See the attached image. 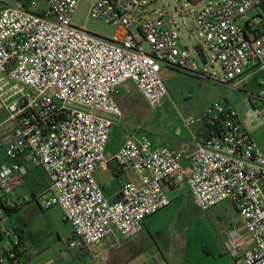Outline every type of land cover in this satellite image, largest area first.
I'll list each match as a JSON object with an SVG mask.
<instances>
[{"label":"built area","instance_id":"2783aa9c","mask_svg":"<svg viewBox=\"0 0 264 264\" xmlns=\"http://www.w3.org/2000/svg\"><path fill=\"white\" fill-rule=\"evenodd\" d=\"M77 1L19 0V7L0 10V82L8 78L20 86L12 101L0 86V151L10 160L0 167V264L22 252L20 230L1 224L4 207L31 201L14 193L34 168L50 181L37 198L40 207H60L73 226L70 252L112 235L137 236L148 218L171 205L168 190L187 187L203 211L231 201L242 223L227 232V253L237 264H264V152L228 104L184 121L188 128L209 124L194 147L128 137L113 159L123 175L134 177L128 176L116 199L107 198L96 178L110 162L111 132L123 117L116 94L129 81L151 108L168 95L164 69L234 87L255 79L264 96V31L248 19L264 0H216L197 14L221 77L203 71L181 45L171 16L146 20L136 15L140 0H97L91 16L118 27L116 37L106 39L72 24ZM40 2L46 11L30 9Z\"/></svg>","mask_w":264,"mask_h":264},{"label":"rangeland","instance_id":"374dc122","mask_svg":"<svg viewBox=\"0 0 264 264\" xmlns=\"http://www.w3.org/2000/svg\"><path fill=\"white\" fill-rule=\"evenodd\" d=\"M191 1L194 0H140L143 9L137 11L136 15L144 16L143 19L146 20L164 15L171 16L181 30V45L189 48L203 71L221 77L222 68L208 52L203 34L196 22L197 14L216 0H201L197 5H192ZM96 2L97 0H78L71 22L100 37L114 39L118 34V27L91 16L92 7ZM0 4L6 7L20 6L19 0H0ZM47 8L43 2L30 7L35 12H44ZM248 19L254 20L261 31H264V4L251 10ZM246 22L247 19L240 21L242 25ZM131 31L135 34L136 27L132 26ZM144 46L147 47L145 43ZM197 46L203 48L204 54L198 51ZM162 76L168 95L156 108L148 106L130 81L116 95L123 111L120 124L115 127V131L120 132L119 138H123L124 135L136 136L140 140L157 144L190 140L195 136L196 125L186 127L184 123L186 119L199 117L212 105L228 104L248 125L252 137L264 149V96L257 80H248L247 84L242 83L234 87L183 71L164 69ZM2 85L4 87L2 92L8 91L5 98L11 97L10 101L15 100L17 97L14 94L20 86L14 88L15 83L8 78L0 82V86ZM104 176L111 179L112 173L106 172ZM117 185L116 181L113 182V187ZM21 191L27 192L24 187ZM168 195L171 198V205L146 220L147 229L143 233V244L152 246L149 250L154 249L157 259L161 258L160 252L168 257L174 256V264L182 262L185 257L186 264L201 263L208 258V250L216 254L221 236L228 224L240 217L233 203L226 201L203 211L187 193L180 194L173 190L168 191ZM61 211L60 208H54L34 219L42 230V233L40 232L42 247L36 249L39 251L33 250L35 263H43L57 257H75L77 264H98L92 255L83 259L75 256V251L67 250L65 243L71 238L74 230L71 223L65 222L64 213ZM20 218V213L6 215L2 227L17 228ZM136 258H138L136 263L147 262V254H138Z\"/></svg>","mask_w":264,"mask_h":264},{"label":"crops","instance_id":"0c3cea01","mask_svg":"<svg viewBox=\"0 0 264 264\" xmlns=\"http://www.w3.org/2000/svg\"><path fill=\"white\" fill-rule=\"evenodd\" d=\"M0 7H2L1 4ZM243 84H247V82ZM134 86L136 87L135 84ZM124 87H126V84L123 85L121 89H123ZM121 89L119 90V92L121 91ZM119 92L117 94H119ZM120 120L121 118L116 119L117 122L115 123L112 129L110 142L106 150V155L110 160V162L106 167L100 168L96 172V178L99 184L104 188L107 198L110 200H114L119 196L121 187L127 181L128 176L131 178L134 177L133 173L128 176L123 175L113 159L114 155L122 147L126 139L130 137L126 135H124L123 138L118 137V134H120V132L115 131V127L119 126ZM204 133H205L204 125L202 123H199L196 125L195 136L194 138H191L192 140L191 139L178 140L166 144H169L173 148H178L182 146L183 143H189L194 147L195 140H202L205 138ZM261 149L264 152V149L262 147ZM8 162H10V160L6 157L3 151H0V167ZM184 166H188L187 160L185 161ZM106 172L112 173L111 179H107L104 176ZM115 181L117 182L118 185L113 187V182ZM49 183L50 181L47 175L45 174V172L40 168H34L27 175L25 182L15 191L14 193L15 199L22 196H27L31 198V201H29L25 205L20 206L17 210H15L10 214V215L12 214L16 215L18 213L21 214V218L18 221L17 228L20 230V232L23 233L22 235L20 234L22 252L18 253L13 261L7 258L6 261L1 264H77L75 257H68V258L57 257L55 259H51L43 263L41 262L35 263L34 261L33 257L35 256V253H33V250L42 247V242L40 237L42 230L40 226L35 223L34 219H37L39 214L42 213L44 214L45 212L51 211L54 208H60V207H54L49 210H44L40 207L37 201V198L46 191V189L49 186ZM23 187L26 188L27 192L21 191ZM173 190L179 192L180 194L187 193L188 195L192 196L189 193L187 187L170 189L168 191H173ZM220 214L222 215L223 213L221 212ZM65 222H67L66 219ZM146 223L147 222H145L144 230L135 237H132L130 239H122L118 235H112L106 238L105 240H103L101 243L95 245L94 247H91L90 249H82L75 251L76 252L75 256L81 257L83 259H87L89 256L92 255L93 258L97 260L98 264H143L142 262L136 263V261L138 260V258L136 257L138 254H147V262L145 264H174L175 263L174 256L168 257L162 252H160L161 258L157 259L156 252L154 251V249L152 248V250H149L151 249L152 246L143 244L144 242L143 233L147 229ZM241 223L242 221L240 217L235 222H230L228 224V227L221 236L220 245L217 248L216 254H214L213 251L208 250V254H207L208 258L204 259L201 263H197V264H237L235 260L227 253L224 242L227 232L234 226L239 225ZM28 231L30 232L29 234ZM70 239H68V241ZM67 242L65 244H67ZM185 258L182 262H179L178 264H186L187 260Z\"/></svg>","mask_w":264,"mask_h":264},{"label":"trees","instance_id":"16d2710c","mask_svg":"<svg viewBox=\"0 0 264 264\" xmlns=\"http://www.w3.org/2000/svg\"><path fill=\"white\" fill-rule=\"evenodd\" d=\"M1 9H2V7H0V10H1ZM197 49H198L199 52L202 53V48H201V46H197ZM208 128H209V124H208V123H205V124H204V132L206 133V134L204 133L205 136L207 135ZM18 208H19V207H14V208L4 207V209H5L6 213H7V215H10L12 212H14L15 210H17ZM16 231H19V229H17Z\"/></svg>","mask_w":264,"mask_h":264},{"label":"water","instance_id":"95a60500","mask_svg":"<svg viewBox=\"0 0 264 264\" xmlns=\"http://www.w3.org/2000/svg\"><path fill=\"white\" fill-rule=\"evenodd\" d=\"M199 2H200V0H194V1H191V4L192 5H197Z\"/></svg>","mask_w":264,"mask_h":264}]
</instances>
